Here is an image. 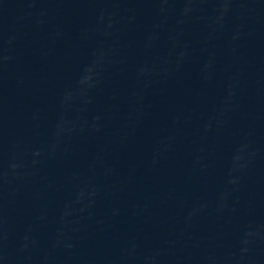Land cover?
Instances as JSON below:
<instances>
[{
	"label": "water",
	"instance_id": "water-1",
	"mask_svg": "<svg viewBox=\"0 0 264 264\" xmlns=\"http://www.w3.org/2000/svg\"><path fill=\"white\" fill-rule=\"evenodd\" d=\"M0 264H264V0H0Z\"/></svg>",
	"mask_w": 264,
	"mask_h": 264
}]
</instances>
